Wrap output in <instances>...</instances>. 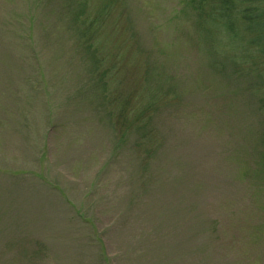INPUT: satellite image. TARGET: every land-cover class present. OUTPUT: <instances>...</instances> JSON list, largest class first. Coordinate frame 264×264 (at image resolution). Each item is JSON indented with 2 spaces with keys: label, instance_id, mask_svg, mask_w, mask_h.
I'll list each match as a JSON object with an SVG mask.
<instances>
[{
  "label": "rangeland",
  "instance_id": "1",
  "mask_svg": "<svg viewBox=\"0 0 264 264\" xmlns=\"http://www.w3.org/2000/svg\"><path fill=\"white\" fill-rule=\"evenodd\" d=\"M61 1L0 0L4 7L0 11L4 35L0 37V52L25 60L20 76L9 78L10 74L0 73V91L8 93L5 87L13 90L22 103L26 100L25 105L33 102L35 92L43 100L53 99L50 120L62 135L60 126L66 131L67 125L66 137L71 139V147L65 141L66 152L55 160L50 157L56 154L52 143L49 155L36 152L46 143L37 138L31 149L9 147L0 153V264L60 262L48 251L35 259L33 252L42 244L60 253L68 247L77 248L84 260L74 261L71 255L68 262L93 264L99 239L110 258L128 251L129 257L136 256L131 253L139 257L142 244L132 252L138 245L135 240L155 231L162 212L168 215L172 207L180 209L175 221L181 219L183 223L184 214L189 219L198 215L205 218L206 226L199 229L209 232V258L203 264H264L263 105L259 97L247 91L248 85L257 81L240 74L233 62L225 63V73L212 67L215 59L224 60L223 55L215 54L213 40L206 32L209 26L201 25V0H114L103 36L107 52L116 43L131 49L127 48L126 75L116 86L124 91L145 90L148 97L158 93L162 98L160 112H167L149 125L152 136L162 142L151 160L152 169L183 176L178 189L175 185L165 187L163 173L158 170H140L142 159L134 155L137 135L129 140L126 137L124 144L118 127L113 130L107 129L105 122L100 124L98 106L72 113L76 105L70 99L76 103V98L83 97L81 93L88 95L95 87L92 82L97 73L107 66L92 72L94 61L78 43L79 35L66 13L69 9H64ZM102 1L88 0L89 8ZM53 8L55 13L49 17ZM31 27L30 38L24 31ZM220 38L226 40V36ZM53 56L63 61L64 78L57 79L49 68ZM101 112L104 115V109ZM40 113L32 108L28 119L35 118L34 123L41 124L46 116ZM60 134H52L50 141ZM106 159L110 162L108 173L107 169L101 172ZM82 163L84 167L77 170ZM157 175L163 185L153 195L156 201L149 205L152 210L138 192L141 202L144 200L138 208L133 210L127 204L112 208L110 202L124 196L133 200L129 189ZM103 182L107 189L100 191L98 184ZM7 198L15 200L17 218L9 211L14 205L2 201ZM24 199L29 206L21 212L18 206L20 202L25 205ZM37 211L45 213L42 221L35 219ZM121 216L128 219L126 224L120 223ZM182 228H189V224ZM52 234L58 238L49 240ZM180 255L187 257L167 258L164 263L200 262L201 255L196 253ZM115 258L114 264H118ZM134 264H139L138 258Z\"/></svg>",
  "mask_w": 264,
  "mask_h": 264
},
{
  "label": "trees",
  "instance_id": "2",
  "mask_svg": "<svg viewBox=\"0 0 264 264\" xmlns=\"http://www.w3.org/2000/svg\"><path fill=\"white\" fill-rule=\"evenodd\" d=\"M12 1L13 0H8V2ZM61 2L64 5H62L64 9H66V7L69 9H66V13L68 15L70 14L71 21L74 24L75 33L79 35L80 40L78 43H81L82 47L86 48V55L89 57V60L91 59L94 61L93 63L91 61L90 66L94 67L92 72H96L98 69L100 70L104 65L107 66L102 72L97 73L96 79L92 82L95 87H93L88 95H86V93H81L83 97L76 98V103L74 99H70V102L76 105L72 113L77 114L83 109H88L87 107L96 108V106H98L96 109L98 110L99 116H96L100 124L103 126V123L105 122L107 129L112 128L114 130V127H118L119 132L124 137L121 138V141L124 144L127 139H131L133 134L137 135V140L134 142V145L136 143V151H134V155L142 159L140 170L149 171L150 168L151 171L158 170L155 167L152 169L153 162L151 160L156 152L161 149L160 143L162 142L160 137L156 138L152 136L154 134L149 125L153 124L154 119L158 115L161 116L167 111L160 112L162 106L158 105H160L159 100L162 98L158 93H156L155 96L148 97L145 90L124 91L121 90L119 86H116L117 83L119 84L120 80L123 81V76L126 75L125 69L128 64L126 59L130 54L128 52L130 46H127L125 43L122 45L116 43L117 45L112 46L108 52L105 49L106 45L103 43V36L106 32L105 24L106 22L111 21L115 1L104 0L101 4L98 3V5L92 9L89 8L88 0H80L78 4H75L77 0H62ZM3 8L2 3H0V11ZM198 8L200 10L201 25L209 26V29L206 32L213 40L212 45L215 54L220 53L223 55L221 59L224 60V63L219 59H215L212 62L213 64L211 63L212 67L218 73L221 71L225 73V63L229 60L233 62L234 66L240 68V74L255 79L257 82L248 85L247 91L251 95L259 97L260 103L263 105L260 109L264 116V0H201ZM54 13L55 8H53L52 14L50 11L49 17L54 15ZM1 27L0 24V37L3 39L4 35H2L3 30ZM61 30H64L63 25H61ZM32 31L33 28L31 27V30L24 31V34L29 33L31 38ZM9 34L7 36H9ZM60 34H62V32ZM221 35L226 36V40H224V38L221 39ZM16 51L19 52L17 49ZM22 57L26 56L23 54ZM23 61L25 60L20 57L15 60L11 55L8 56L0 52V73L10 74L9 78L14 74L20 76L23 68ZM49 64V68L54 77L57 79L64 78V75L62 74L64 64L63 61H59V57H50ZM234 70L236 74H239L238 69L234 68ZM137 84H139V82H137ZM5 90L8 93L0 91L1 154L9 147H14L16 149L28 147L31 149L32 144H35L37 141L39 142V140H43V143L44 141L46 143H41V147L38 149L36 146V152L42 155H49L48 150L50 151L52 143L56 150V154L55 156H52L51 154L50 157H53L55 160L60 157V153L66 152L65 146L69 145V147H71V139L66 137L67 125L65 127L66 131H64V126H60L63 136L58 132V125L52 123L50 120V116L52 115V103L54 102L53 99L48 98L43 100L38 98L37 96L39 93L35 92L34 98H31V101L33 102L25 105L23 103H26V100H23L22 103L21 98L17 97L13 90L8 89L7 87H5ZM165 101L166 100H162V102ZM164 104L165 103H161V105ZM32 108L34 113L41 112L40 114H44V116H46V121L40 122L41 124L37 125V123L35 124L33 121L35 118L29 120L28 115L30 114L27 113L28 111L32 112ZM129 108H131V110H129ZM101 109H104V115L102 114ZM53 116L56 115L54 114ZM54 133L60 135L56 136L55 140L51 142L50 139ZM35 138L38 140L36 141ZM9 140L11 141L10 144H8ZM65 141H67V145L65 144ZM109 158L110 156L108 159ZM108 159H106L101 165V172L107 169L108 173L110 170V162ZM148 159L149 162H147ZM85 163L87 164V161H85ZM83 167V163L80 165L78 164L76 169L80 170ZM158 171L159 174L163 173L164 181L167 183L165 184V187L166 185H175L176 189H178L177 184L183 182V176H179L176 172L173 175L168 170L165 171L163 169L162 171ZM157 176H159L158 178L156 177L157 179L153 178V180L142 183L139 182L137 188L136 186H133V189H129L130 193L133 192L132 196H135L133 200L131 199L128 201L127 197L124 196L119 200L115 199L114 202H110L112 208H115V206L121 207L122 204H127V206L133 208V210L138 208L144 200L141 202L137 192L142 193V196L146 201L148 200L147 207L150 208V203L156 201V198L153 197V195H156L162 190L163 181L160 178V175ZM98 189L100 191H105L107 189V183H99ZM4 200L8 202V205H14L12 210L9 211H12L15 218H17L19 213L15 208V200L10 198L2 199V201ZM135 200L136 202H134ZM9 202L13 204H10ZM26 202L28 201L25 199L23 203L25 205H22L20 202L18 208L21 212L26 211V205H28ZM36 206L40 209L44 208L38 204ZM152 209L153 208H150V210ZM179 211L180 209L177 207H172L168 215L162 212L155 231L135 240L134 243L138 244V247H134L132 252L138 251L142 244V256L137 257V253H131L136 254V256L131 255V257H129L130 254H128V251L121 255L118 254L116 258H110L107 256V252H105L103 241L101 242L99 239L98 244H96L98 255L94 259L95 262L93 264H114V258L117 260L118 264L124 263L125 261L129 264H134L136 263V258H138L139 264H167L164 263V259L172 258L173 260H180L187 257L180 255L183 252L188 253V255L195 253L197 256L201 255L199 264H203L206 259L209 258V232L205 230L202 231L199 227L206 226L207 222L203 221L205 219L203 216L198 215L189 219L186 214H184L183 223H181V219L175 221V217L179 214ZM44 214L45 213L41 211H37L35 219L42 221L44 219ZM165 216L166 220L164 219ZM167 219H171V221L166 223ZM127 220L128 219L124 218V216H121L120 223L122 222L123 224H126ZM89 221L92 222V220ZM18 223L21 226H26V223L22 222L20 219ZM187 223L189 224V228H185L184 230L182 226ZM191 227L192 230L190 231ZM53 238L57 239L58 236L53 234L48 236L49 240H53ZM65 250L66 251L60 253L59 249H54L46 244H42L37 247L35 252H33V255H35L36 259L40 253L48 251L49 255L60 260L57 264H70L68 261L71 258V255L75 258L73 259L74 261L84 260L81 251L79 252L77 248H74L73 250L68 247ZM78 255L79 258L76 260ZM140 259L142 260L140 261ZM74 261L72 263H74Z\"/></svg>",
  "mask_w": 264,
  "mask_h": 264
}]
</instances>
